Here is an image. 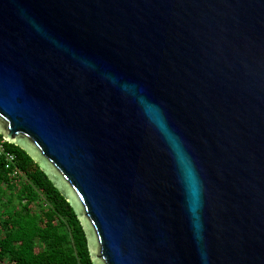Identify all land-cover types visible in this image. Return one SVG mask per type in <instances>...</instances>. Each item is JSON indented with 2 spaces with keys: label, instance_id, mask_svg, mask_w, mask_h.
I'll use <instances>...</instances> for the list:
<instances>
[{
  "label": "water",
  "instance_id": "1",
  "mask_svg": "<svg viewBox=\"0 0 264 264\" xmlns=\"http://www.w3.org/2000/svg\"><path fill=\"white\" fill-rule=\"evenodd\" d=\"M0 136L93 264H264V0H0Z\"/></svg>",
  "mask_w": 264,
  "mask_h": 264
},
{
  "label": "trees",
  "instance_id": "2",
  "mask_svg": "<svg viewBox=\"0 0 264 264\" xmlns=\"http://www.w3.org/2000/svg\"><path fill=\"white\" fill-rule=\"evenodd\" d=\"M5 147L18 174L0 158V264H93L72 207L23 150Z\"/></svg>",
  "mask_w": 264,
  "mask_h": 264
},
{
  "label": "built area",
  "instance_id": "3",
  "mask_svg": "<svg viewBox=\"0 0 264 264\" xmlns=\"http://www.w3.org/2000/svg\"><path fill=\"white\" fill-rule=\"evenodd\" d=\"M0 158L4 161L5 169L12 170L14 174H18L15 168L16 156L12 152L10 154L6 152V147L2 138L0 139Z\"/></svg>",
  "mask_w": 264,
  "mask_h": 264
}]
</instances>
